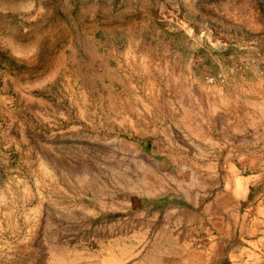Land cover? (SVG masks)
Listing matches in <instances>:
<instances>
[{
    "label": "rangeland",
    "instance_id": "obj_1",
    "mask_svg": "<svg viewBox=\"0 0 264 264\" xmlns=\"http://www.w3.org/2000/svg\"><path fill=\"white\" fill-rule=\"evenodd\" d=\"M227 157L264 194V0H0V264L217 190Z\"/></svg>",
    "mask_w": 264,
    "mask_h": 264
},
{
    "label": "crops",
    "instance_id": "obj_2",
    "mask_svg": "<svg viewBox=\"0 0 264 264\" xmlns=\"http://www.w3.org/2000/svg\"><path fill=\"white\" fill-rule=\"evenodd\" d=\"M244 164L225 158L220 188L180 194L182 205L104 209L89 243L58 264H264V194L254 193L262 183Z\"/></svg>",
    "mask_w": 264,
    "mask_h": 264
}]
</instances>
